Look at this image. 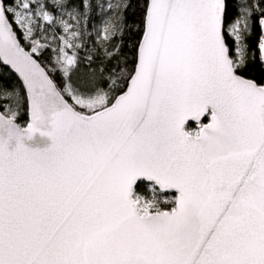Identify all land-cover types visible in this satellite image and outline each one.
<instances>
[{"label":"snow or ice","instance_id":"obj_1","mask_svg":"<svg viewBox=\"0 0 264 264\" xmlns=\"http://www.w3.org/2000/svg\"><path fill=\"white\" fill-rule=\"evenodd\" d=\"M0 264H264V0H0Z\"/></svg>","mask_w":264,"mask_h":264},{"label":"trees","instance_id":"obj_2","mask_svg":"<svg viewBox=\"0 0 264 264\" xmlns=\"http://www.w3.org/2000/svg\"><path fill=\"white\" fill-rule=\"evenodd\" d=\"M128 15H129V20L130 21L133 20V19H138V17H133L132 16L131 10L129 11ZM3 71H4L5 74H7L9 69L7 67H5L3 69ZM5 83H9V84L18 83V80H17L16 76L13 74L9 79L5 80ZM204 122H207V117H205ZM189 125L190 126H194L193 122H190Z\"/></svg>","mask_w":264,"mask_h":264},{"label":"water","instance_id":"obj_3","mask_svg":"<svg viewBox=\"0 0 264 264\" xmlns=\"http://www.w3.org/2000/svg\"><path fill=\"white\" fill-rule=\"evenodd\" d=\"M190 122H191V121H190ZM190 122H189V123H190Z\"/></svg>","mask_w":264,"mask_h":264}]
</instances>
